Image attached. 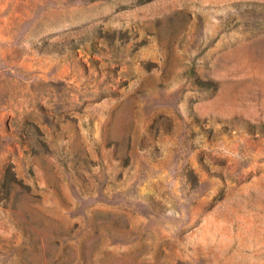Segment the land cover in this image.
Instances as JSON below:
<instances>
[{
	"label": "rangeland",
	"instance_id": "374dc122",
	"mask_svg": "<svg viewBox=\"0 0 264 264\" xmlns=\"http://www.w3.org/2000/svg\"><path fill=\"white\" fill-rule=\"evenodd\" d=\"M0 264H264V0H0Z\"/></svg>",
	"mask_w": 264,
	"mask_h": 264
}]
</instances>
